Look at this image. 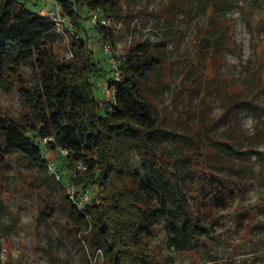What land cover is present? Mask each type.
Masks as SVG:
<instances>
[{
    "label": "rangeland",
    "instance_id": "1",
    "mask_svg": "<svg viewBox=\"0 0 264 264\" xmlns=\"http://www.w3.org/2000/svg\"><path fill=\"white\" fill-rule=\"evenodd\" d=\"M20 1L41 15H46L50 7L43 0ZM120 2L121 13L111 17L109 24L115 36L111 50L116 62H122L129 47L138 42L147 41L156 51L166 50L165 65L145 85L154 104L156 124L162 130L154 145L167 174L182 183L191 206L194 208L200 196L199 183L187 163L198 135L211 136L218 175L231 174L229 165L239 166L241 161L252 168L251 179L241 192L235 193L233 182L227 183L229 193L217 201L215 211L207 217L210 233L202 237L196 251H176L168 239V220L161 217L148 239L154 264H264V92L256 91L257 70L260 85L264 84V0ZM91 11L87 7L82 11L85 33L80 36L90 38L101 68L93 81L106 110L110 106L107 102L114 100L113 93L107 91L114 71ZM70 27L76 33L68 19L65 30L69 37L56 35L53 43L61 59L71 58ZM218 34L228 44L214 58L208 39H216ZM216 61L220 68L214 77ZM19 73L29 84H39L29 63ZM231 89L235 90V99H257L262 113L260 131L250 102L242 104L235 123L225 115ZM24 108L15 85L0 89L2 111L17 118ZM40 146L47 166L33 165L17 152H10L7 165L0 168V264H87L82 242L70 228L77 226L84 231L88 224L72 213L66 198L74 173L68 152L62 148L52 152L45 141ZM123 146L128 150L129 158L122 157L129 170L148 174L165 191V181L145 158L140 138L132 134ZM87 188L90 202L99 199L96 186ZM204 190L209 198H216L206 181ZM51 203L56 205L53 216L41 214L40 207ZM98 260L102 261L100 253Z\"/></svg>",
    "mask_w": 264,
    "mask_h": 264
},
{
    "label": "trees",
    "instance_id": "2",
    "mask_svg": "<svg viewBox=\"0 0 264 264\" xmlns=\"http://www.w3.org/2000/svg\"><path fill=\"white\" fill-rule=\"evenodd\" d=\"M57 1L76 28L70 42L73 55L68 59L58 57L53 43L55 36L61 34L47 14L29 10L20 0H0V89L15 85L25 102L17 118L0 109V168L7 165L10 152H17L33 165L47 166L49 162L40 146L42 141L52 152L58 148L68 152L67 159L74 171L70 183L78 192L89 190L90 185L100 192L99 199L87 201L82 209L66 194L72 213L88 224L84 231L77 226L70 227L82 242L87 264H154L148 239L161 217L168 220V239L176 251H196L202 237L210 233L207 217L215 211L217 201L229 193L227 183L233 182L232 190L241 192L242 186L251 179L252 168L241 161L239 166L229 165L231 174L218 175L217 152L211 136L198 135L187 163L199 183L200 196L193 208L182 183L173 181L167 174L162 155L154 145L162 130L156 124L154 104L145 85L165 65L166 50L156 51L147 41L130 46L119 63V79L113 74L109 81L107 91L113 93L114 100H109V109L104 110L93 81L101 68L95 60L90 38L80 36L85 33L82 11L87 7L100 10L105 16L117 17L122 10L121 2ZM96 29L103 43L114 47L115 36L110 27L97 23ZM208 41L214 58L228 44L219 34ZM218 61L214 77L219 73ZM26 63L36 73L39 84H29L19 73ZM256 76L259 83L256 91L264 92L258 70ZM234 93V89L227 92L225 115L235 123L242 104L250 102L260 131L262 113L257 99L241 96L235 99ZM132 134L140 138L145 158L161 173L165 191L148 174L142 176L129 170L122 155L129 158L123 145ZM79 164L86 168H80ZM142 164L147 168L145 161ZM261 175L264 177V170ZM205 181L215 199L205 195ZM55 208V203H51L41 206L40 211L52 217Z\"/></svg>",
    "mask_w": 264,
    "mask_h": 264
},
{
    "label": "built area",
    "instance_id": "3",
    "mask_svg": "<svg viewBox=\"0 0 264 264\" xmlns=\"http://www.w3.org/2000/svg\"><path fill=\"white\" fill-rule=\"evenodd\" d=\"M43 1L50 4L47 15H48L49 19L55 24V28H56L57 32H59L63 37L64 36L69 37L68 36L69 32L65 30L67 28L69 18L66 14H64L61 11V8L58 4V1L57 0H43ZM91 19L96 24L102 23L103 25L109 27L111 17L105 16L103 14V12H101V11L99 12L98 10H92L91 11ZM68 29H70L71 34L75 33L73 28L70 27ZM67 33H68V35H67ZM111 48H112L111 44H109V43L104 44L105 53L108 55V58L111 62V65L113 66L112 69L114 70V78L119 79V71H118L119 63L116 62ZM72 55L73 54L70 53V56H72ZM79 167L83 168V169L86 168L82 164H79ZM68 183H69L68 190H69L70 197L72 198L74 204L78 208L82 209L84 204L90 200L89 190H84L82 192H78L76 187L72 183H70V182H68Z\"/></svg>",
    "mask_w": 264,
    "mask_h": 264
}]
</instances>
